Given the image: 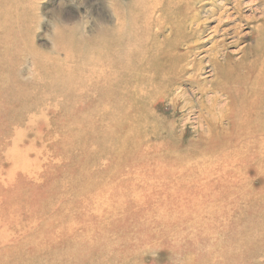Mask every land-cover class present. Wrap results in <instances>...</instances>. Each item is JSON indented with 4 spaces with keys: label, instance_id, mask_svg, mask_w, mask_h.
Listing matches in <instances>:
<instances>
[{
    "label": "rangeland",
    "instance_id": "1",
    "mask_svg": "<svg viewBox=\"0 0 264 264\" xmlns=\"http://www.w3.org/2000/svg\"><path fill=\"white\" fill-rule=\"evenodd\" d=\"M263 20L264 0H0V264H264V152L206 149L211 88L147 81L185 54L207 85L210 47L240 57Z\"/></svg>",
    "mask_w": 264,
    "mask_h": 264
},
{
    "label": "bare ground",
    "instance_id": "2",
    "mask_svg": "<svg viewBox=\"0 0 264 264\" xmlns=\"http://www.w3.org/2000/svg\"><path fill=\"white\" fill-rule=\"evenodd\" d=\"M253 33H256L254 45L243 49L240 57H235L233 52L221 54L216 44L210 47L209 62L214 78L207 85L184 77L185 54L174 55L175 58L171 54H155L149 63L152 67L147 81L154 88L175 86L182 79L196 82L197 88H211L209 126L213 137L205 148L217 154L240 157V153L248 154L249 150L264 152V20ZM224 88H234V91L229 93L226 104L218 105ZM227 117L228 126L222 128L220 121ZM233 141L238 145L231 150L228 145Z\"/></svg>",
    "mask_w": 264,
    "mask_h": 264
}]
</instances>
